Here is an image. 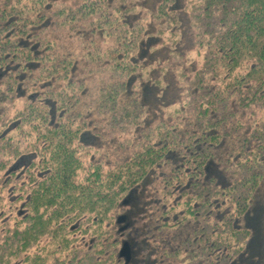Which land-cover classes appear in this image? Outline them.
I'll list each match as a JSON object with an SVG mask.
<instances>
[{"label":"trees","instance_id":"obj_1","mask_svg":"<svg viewBox=\"0 0 264 264\" xmlns=\"http://www.w3.org/2000/svg\"><path fill=\"white\" fill-rule=\"evenodd\" d=\"M150 174L155 264H264V0H0V264H128Z\"/></svg>","mask_w":264,"mask_h":264},{"label":"rangeland","instance_id":"obj_2","mask_svg":"<svg viewBox=\"0 0 264 264\" xmlns=\"http://www.w3.org/2000/svg\"><path fill=\"white\" fill-rule=\"evenodd\" d=\"M95 144H99L98 141H95ZM110 144L113 147V144ZM158 185L156 174H150L144 182L126 195L120 206L118 225L122 254L128 264H155L156 255L163 247L164 243L156 242L146 234L150 199Z\"/></svg>","mask_w":264,"mask_h":264},{"label":"flooded vegetation","instance_id":"obj_3","mask_svg":"<svg viewBox=\"0 0 264 264\" xmlns=\"http://www.w3.org/2000/svg\"><path fill=\"white\" fill-rule=\"evenodd\" d=\"M121 251H122V249H121Z\"/></svg>","mask_w":264,"mask_h":264}]
</instances>
